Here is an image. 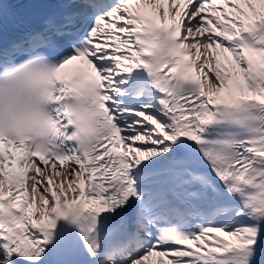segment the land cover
I'll use <instances>...</instances> for the list:
<instances>
[{
    "label": "snow or ice",
    "instance_id": "obj_1",
    "mask_svg": "<svg viewBox=\"0 0 264 264\" xmlns=\"http://www.w3.org/2000/svg\"><path fill=\"white\" fill-rule=\"evenodd\" d=\"M0 264H264V0H0Z\"/></svg>",
    "mask_w": 264,
    "mask_h": 264
},
{
    "label": "clouds",
    "instance_id": "obj_2",
    "mask_svg": "<svg viewBox=\"0 0 264 264\" xmlns=\"http://www.w3.org/2000/svg\"><path fill=\"white\" fill-rule=\"evenodd\" d=\"M17 67H18V68H20V67H24V65H18ZM41 108H46V106H45V105H41Z\"/></svg>",
    "mask_w": 264,
    "mask_h": 264
}]
</instances>
